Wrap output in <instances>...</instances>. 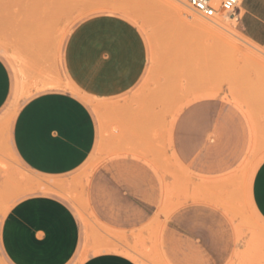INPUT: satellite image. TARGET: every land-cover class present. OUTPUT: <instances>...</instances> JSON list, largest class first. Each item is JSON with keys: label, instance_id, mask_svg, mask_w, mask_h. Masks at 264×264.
<instances>
[{"label": "rangeland", "instance_id": "rangeland-1", "mask_svg": "<svg viewBox=\"0 0 264 264\" xmlns=\"http://www.w3.org/2000/svg\"><path fill=\"white\" fill-rule=\"evenodd\" d=\"M181 1L183 10L164 0H0V58L12 81L0 111V223L23 197L51 195L68 204L81 225V247L69 264L116 249L117 244H123L122 254L137 264H170L162 252L164 224L176 209L197 203L227 218L234 248L225 264H264V220L251 199L254 169L264 160V50L236 31L231 13L217 11L204 19ZM103 15L127 20L139 30L147 67L130 92L96 99L69 80L63 52L80 22ZM200 22L209 29L201 30ZM46 92L80 99L97 130L95 148L85 163L59 177L29 170L11 145L18 110ZM212 99L226 102L244 117L250 143L232 171L201 177L170 158L168 136L186 106ZM125 158L162 169L154 172L159 179L154 219L139 228L131 243L123 233L99 224L89 195L98 169ZM0 264H10L1 251Z\"/></svg>", "mask_w": 264, "mask_h": 264}, {"label": "crops", "instance_id": "crops-1", "mask_svg": "<svg viewBox=\"0 0 264 264\" xmlns=\"http://www.w3.org/2000/svg\"><path fill=\"white\" fill-rule=\"evenodd\" d=\"M233 18L236 31L264 50V0H242ZM63 65L81 92L96 99L117 98L143 77L147 48L129 21L96 16L71 31ZM11 85L10 71L0 58V111L10 97ZM168 140L173 152L170 158L178 165L197 176L217 177L243 160L250 129L226 102L200 100L174 118ZM96 141L95 121L87 106L61 92H46L23 103L11 127V145L21 163L49 177L79 169ZM154 172L162 169L129 158L101 166L89 187L99 224L123 233L131 243L139 228L154 219L159 197ZM192 186L198 187L196 183ZM251 199L264 220V160L254 169ZM226 222L224 214L202 204L182 206L164 224L162 252L170 264H225L234 248L233 232ZM82 236L79 220L68 204L51 195H31L14 203L3 217L0 251L10 264H69L79 252ZM115 248L76 264H137L122 254L126 251L123 244Z\"/></svg>", "mask_w": 264, "mask_h": 264}, {"label": "built area", "instance_id": "built-area-1", "mask_svg": "<svg viewBox=\"0 0 264 264\" xmlns=\"http://www.w3.org/2000/svg\"><path fill=\"white\" fill-rule=\"evenodd\" d=\"M186 6L204 19L212 18L217 11L231 13L233 16L242 0H183Z\"/></svg>", "mask_w": 264, "mask_h": 264}, {"label": "bare ground", "instance_id": "bare-ground-1", "mask_svg": "<svg viewBox=\"0 0 264 264\" xmlns=\"http://www.w3.org/2000/svg\"><path fill=\"white\" fill-rule=\"evenodd\" d=\"M164 2L171 7H175V8L181 9V10L184 9L183 2L181 0H164ZM199 27L201 28V30H207V29H209L210 26L206 23L200 22ZM199 27H197V28H199Z\"/></svg>", "mask_w": 264, "mask_h": 264}]
</instances>
